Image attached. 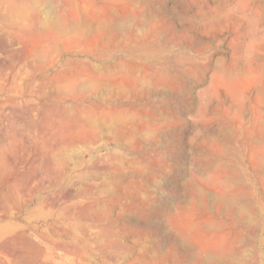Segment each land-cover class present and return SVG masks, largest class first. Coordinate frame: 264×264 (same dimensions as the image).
<instances>
[{
  "label": "rangeland",
  "instance_id": "rangeland-1",
  "mask_svg": "<svg viewBox=\"0 0 264 264\" xmlns=\"http://www.w3.org/2000/svg\"><path fill=\"white\" fill-rule=\"evenodd\" d=\"M202 263L264 264V0H0V264Z\"/></svg>",
  "mask_w": 264,
  "mask_h": 264
},
{
  "label": "bare ground",
  "instance_id": "bare-ground-1",
  "mask_svg": "<svg viewBox=\"0 0 264 264\" xmlns=\"http://www.w3.org/2000/svg\"><path fill=\"white\" fill-rule=\"evenodd\" d=\"M37 2H38V0H37ZM36 3V2H35ZM69 4V3H68ZM14 7V8H13ZM12 8H13V10L15 9V6H12ZM74 11V10H73ZM33 12V11H32ZM20 13H22V12H19V14ZM34 13V12H33ZM70 13V12H69ZM30 14H31V12H30ZM36 14V13H35ZM39 14V13H38ZM73 14V13H72ZM33 15V14H32ZM36 16V15H35ZM23 17V16H22ZM28 17H31V16H28ZM34 17V16H33ZM32 17V20H34V18ZM37 17V16H36ZM58 17V16H57ZM60 17H62V16H60ZM66 17V16H65ZM59 18V17H58ZM98 18V17H97ZM29 19V18H28ZM27 19V20H28ZM60 19H62V18H60ZM80 19V18H79ZM101 18H99V20H100ZM52 20H53V18H52ZM51 20V21H52ZM57 20H59V19H57ZM98 20V19H97ZM51 21H49V19H46V20H44V22L42 23V21H39V22H41L40 24H42V25H40V26H44L45 28H48L49 27V25H52V24H54V23H52ZM54 21V20H53ZM56 21V20H55ZM80 21V20H79ZM30 22V21H29ZM37 24H38V22L37 21H35ZM34 21H33V23H32V25L35 23ZM50 22L52 23V24H50ZM58 22H60L61 23V21L59 20ZM57 22V26H60V23H58ZM63 22V21H62ZM28 23V22H27ZM86 23V22H85ZM59 24V25H58ZM61 24H66V19H65V23H61ZM35 25V24H34ZM34 25H33V27H34ZM55 25H56V23H55ZM86 25V24H85ZM62 26V25H61ZM89 26V25H88ZM65 27V26H64ZM72 27V26H71ZM62 29H63V27H61ZM66 28V27H65ZM74 28V27H73ZM36 29H38V28H36ZM56 29V28H55ZM59 29V28H58ZM42 30V29H41ZM49 30V29H48ZM61 30V29H60ZM64 30V29H63ZM37 31V30H36ZM40 31V30H39ZM53 31V30H52ZM41 32V31H40ZM55 32V31H54ZM44 32H42V34H43ZM41 34V35H42ZM55 34V33H54ZM49 34H47V36H48ZM60 35V34H59ZM62 35V34H61ZM65 35V34H64ZM50 36V35H49ZM40 37V36H39ZM49 38V37H48ZM50 39V38H49ZM65 39V38H64ZM68 39V38H67ZM37 47V46H36ZM36 47H33V48H36ZM32 48V49H33ZM37 49V48H36ZM35 50V49H34ZM33 84V83H32ZM30 106V105H29ZM31 107V106H30ZM33 107V106H32ZM4 117V116H3ZM86 123V122H85ZM52 161V160H51ZM237 212V211H236ZM63 230H64V228H63ZM173 241V240H172ZM185 246V245H184ZM177 247V246H176ZM152 250V249H151ZM210 250V249H209ZM207 251V252H205L206 250H202L205 254H204V256H206V258L204 259V262H208L210 259H212L213 258V256H215L216 254H217V252H216V250H210V251ZM201 251V249H200V254H201V256L200 255H198V257H202V252ZM152 252V251H151ZM167 252V251H166ZM176 252V251H175ZM161 253V252H160ZM159 253V254H160ZM197 253H198V251H197ZM196 253V254H197ZM175 254V253H174ZM176 254H177V252H176ZM176 254H175V256H176ZM150 256V255H149ZM152 256H154V255H152ZM217 256V255H216ZM164 257V256H163ZM207 257L209 258V260L207 259ZM196 259V258H195ZM206 260V261H205ZM202 261V260H201ZM140 262V261H139ZM211 262V261H210ZM203 264V263H202Z\"/></svg>",
  "mask_w": 264,
  "mask_h": 264
}]
</instances>
